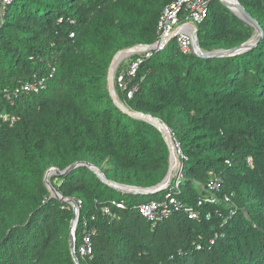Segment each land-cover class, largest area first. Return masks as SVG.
<instances>
[{
	"label": "trees",
	"instance_id": "1",
	"mask_svg": "<svg viewBox=\"0 0 264 264\" xmlns=\"http://www.w3.org/2000/svg\"><path fill=\"white\" fill-rule=\"evenodd\" d=\"M173 1L0 0V264H76L74 209L52 195L48 170L90 162L110 180L141 188L166 178L163 133L115 104L108 74L119 51L157 40L160 16ZM240 2L264 30V0ZM198 37L201 50L212 52L258 33L212 0ZM52 65L58 72L45 89L22 90L34 75L48 77ZM115 91L127 108L172 130L178 167L183 163L177 196L200 216L180 211L154 226L140 215L137 205L163 199L178 175L161 192L138 195L116 190L85 165L53 174L62 198L82 201L81 264H264V39L212 58L184 53L173 39ZM212 179L218 190L208 189ZM113 200L126 207L104 214ZM91 229L92 254L84 256Z\"/></svg>",
	"mask_w": 264,
	"mask_h": 264
},
{
	"label": "built area",
	"instance_id": "2",
	"mask_svg": "<svg viewBox=\"0 0 264 264\" xmlns=\"http://www.w3.org/2000/svg\"><path fill=\"white\" fill-rule=\"evenodd\" d=\"M211 2L212 0H175L167 5L164 8L159 19L157 40L153 44L148 45L146 48L141 49L137 53L131 54L134 56V58L129 63L128 67L125 69H121L120 72H117L118 68L121 67V64L123 62V59H120L114 73V83H117L120 88L126 89L129 82H131L136 76L139 66L146 59L150 58L154 51L165 48L169 44L170 37L173 33L176 34V37L173 39L177 40L181 51H183L184 53L194 52V40L192 36L194 30L193 26H198V24H200L207 17ZM57 72L58 67L56 65H52L48 73V77H39L38 75H34V80L24 84L22 90L36 93L40 92L42 89H45L47 87L48 78H53L57 74ZM136 90L137 87L134 86L129 91V95L132 96ZM1 117L4 120H11L12 122L17 119V117L15 116H8L6 114H2ZM177 175L178 177L175 181L174 186L175 190L166 194L163 199L151 200L137 205V209L140 215L144 219L152 223V225L154 226L163 219H166L176 212L180 211L186 213L191 219H197L200 216V212L195 207L186 205L178 198L177 192L180 191L179 177L181 176V172H179ZM219 188L220 183L217 181V179H212L209 181L208 189L210 191L218 190ZM216 200L217 197L210 199L206 198V201L215 202ZM225 200L230 201V196L226 195ZM202 202L203 201H200L199 205H201ZM69 204L72 205L74 209L75 206L72 203ZM76 205L80 211L82 207V201L77 200ZM111 206L125 208L126 204L123 200H113L111 204H108L102 208V212L104 214L113 215ZM94 219L95 217H93V220ZM85 227H89L88 222L85 223ZM95 232V229H91L89 230V232H86L83 238V246L80 248V253L82 255L91 256L92 236L95 234Z\"/></svg>",
	"mask_w": 264,
	"mask_h": 264
},
{
	"label": "water",
	"instance_id": "3",
	"mask_svg": "<svg viewBox=\"0 0 264 264\" xmlns=\"http://www.w3.org/2000/svg\"><path fill=\"white\" fill-rule=\"evenodd\" d=\"M225 6H227L231 11H233L235 14H237L238 16H240L242 19H244L245 21H247L249 24H251L252 26L255 27L257 33H258V38H252L249 41H247L244 44H241L235 48L232 49H227V50H216V51H212V52H204L201 50L200 47V43H199V37H198V26H193L194 30L192 33L193 36V40H194V53L195 55L204 57V58H212V57H222V56H228V55H232L235 54L239 51L242 50H247L250 48H253L254 46L258 45L260 42H262V40L264 39V30L263 27L261 26V24L246 10V8L243 6V4L240 2V0H234L235 1V5L231 6L229 3L225 2L224 0H220ZM176 37V34L173 33L170 37V41L173 40V38ZM148 45H144V44H138L135 46H132L130 48H126L123 49L121 51H119L116 56L114 57L110 69H109V74H108V89L110 92V95L112 96L115 104L120 107L123 111H125L126 113L130 114L131 116L134 117H138L141 118L143 120H146L150 123H152L153 125H155L164 135L169 148H170V167H169V171L167 173L166 178L158 185L153 186V187H149V188H141V187H135V186H130V185H124V184H120L117 183L115 181L110 180L103 171L100 170V168H98L97 166H95L94 164L90 163V162H79V163H75L74 165L70 166L69 168H67L64 171H61L57 168H52L50 170H48L46 176H45V182L48 186V188L50 189V191L52 192V195L57 198V199H63L65 200L67 203H72L75 207H74V219L72 221V225H71V236H70V246H71V251L73 254V257L75 259L76 264H81V261L78 257L77 251H76V229L78 226V220H79V214L80 211L77 208L76 205V201L73 199H64L62 198V195L57 191V189L51 184L50 182V177L53 174H56L58 176H64L66 175L68 172L72 171L73 169H75L76 167H78L79 165H85L87 167H89L95 174H97V176L105 183H107L108 185H110L111 187L115 188L116 190L122 192V193H134V194H138V195H149V194H155L158 192H161L162 190L166 189L169 187V185L172 182V176H171V171H172V162H173V154H174V150L177 149L178 153L181 154L180 148L178 145L175 144V141L173 140L172 137V130L169 129V127L160 119L150 115V114H145V113H140V112H135L130 110L129 108H127L125 105H123L117 97L116 91H115V83H114V73L116 71V68L119 64L120 58H122L125 55H131L134 53H137L138 51H140L141 49L146 48ZM180 162V159H179ZM183 169V163L180 162V169L178 171L182 172Z\"/></svg>",
	"mask_w": 264,
	"mask_h": 264
},
{
	"label": "rangeland",
	"instance_id": "4",
	"mask_svg": "<svg viewBox=\"0 0 264 264\" xmlns=\"http://www.w3.org/2000/svg\"><path fill=\"white\" fill-rule=\"evenodd\" d=\"M128 58V61L130 60V62L133 60V58H134V56L133 55H131V56H129V55H125V57H122L121 59H123L122 61H124L125 59H127ZM129 62V63H130ZM129 65V64H128ZM174 154H175V156H176V159H175V165H174V169H173V172H172V178L173 177H175V176H177V174H178V171H179V167H178V155H179V153H178V151H177V149L176 150H174Z\"/></svg>",
	"mask_w": 264,
	"mask_h": 264
},
{
	"label": "bare ground",
	"instance_id": "5",
	"mask_svg": "<svg viewBox=\"0 0 264 264\" xmlns=\"http://www.w3.org/2000/svg\"><path fill=\"white\" fill-rule=\"evenodd\" d=\"M224 1L227 2V3H229L231 6H234L235 5V1L234 0H224ZM175 159H176V156H175V154H173V162H172L171 176H172V172H173L174 165H175Z\"/></svg>",
	"mask_w": 264,
	"mask_h": 264
},
{
	"label": "crops",
	"instance_id": "6",
	"mask_svg": "<svg viewBox=\"0 0 264 264\" xmlns=\"http://www.w3.org/2000/svg\"><path fill=\"white\" fill-rule=\"evenodd\" d=\"M130 60L128 61V58L126 60H124L121 64V69H125L128 67Z\"/></svg>",
	"mask_w": 264,
	"mask_h": 264
}]
</instances>
